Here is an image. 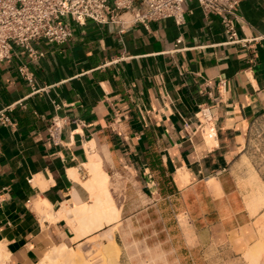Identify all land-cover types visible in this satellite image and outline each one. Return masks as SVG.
Here are the masks:
<instances>
[{
	"label": "crops",
	"instance_id": "obj_1",
	"mask_svg": "<svg viewBox=\"0 0 264 264\" xmlns=\"http://www.w3.org/2000/svg\"><path fill=\"white\" fill-rule=\"evenodd\" d=\"M184 8L182 24L66 16L67 41L33 40L31 53L13 46L0 62V111L9 119H0L6 264H37L55 245L109 229L120 250L159 247L184 263L215 250L239 257L258 239L264 0L239 2L234 42L221 15L195 0ZM200 107L208 119L196 115ZM89 166L107 175L119 214L75 239L71 209L93 200Z\"/></svg>",
	"mask_w": 264,
	"mask_h": 264
},
{
	"label": "built area",
	"instance_id": "obj_2",
	"mask_svg": "<svg viewBox=\"0 0 264 264\" xmlns=\"http://www.w3.org/2000/svg\"><path fill=\"white\" fill-rule=\"evenodd\" d=\"M186 0H0V62L10 59L13 46L32 52L33 40L64 43L72 32L64 21L69 16L83 23L90 19L97 23H118L121 26L171 18L176 24L184 21ZM205 13L221 15L228 42L237 40L235 22L241 0H195ZM128 14L127 20L121 19ZM178 41V40H177ZM208 119V111L199 108L197 114ZM3 123L9 119L0 111ZM57 126L55 125L54 128ZM213 130H208V136Z\"/></svg>",
	"mask_w": 264,
	"mask_h": 264
},
{
	"label": "rangeland",
	"instance_id": "obj_3",
	"mask_svg": "<svg viewBox=\"0 0 264 264\" xmlns=\"http://www.w3.org/2000/svg\"><path fill=\"white\" fill-rule=\"evenodd\" d=\"M260 235L264 237V224L261 225L258 239L252 244L253 246L249 250H244L239 257L228 256L226 250H215L210 255H205L204 259H201V263H197L194 258L187 263L179 262L176 255H166L164 250H161L159 247L137 246L135 248L133 246L135 250H128L129 244L126 243L124 244L126 250H120L118 244L113 239L112 229L105 230L101 235H92L82 243L67 245V250L78 251L79 255H82L83 257H81L86 258L91 264L107 263L105 262L106 258L103 247L109 242H112L118 249V264H263L261 261L264 262V248L262 249L260 245L264 242V239H260ZM51 250L52 247L45 254H49ZM71 257L74 258L71 255L65 257L62 261L63 264H75L74 259L72 260ZM7 258V253H3L2 264H6Z\"/></svg>",
	"mask_w": 264,
	"mask_h": 264
},
{
	"label": "bare ground",
	"instance_id": "obj_4",
	"mask_svg": "<svg viewBox=\"0 0 264 264\" xmlns=\"http://www.w3.org/2000/svg\"><path fill=\"white\" fill-rule=\"evenodd\" d=\"M92 161V160H91ZM90 161V162H91ZM94 161V160H93ZM89 165V164H88ZM89 171L91 173V177L88 181L85 182L92 194V203L85 204L80 207H73L71 212L73 213V218L69 223H72L75 227L76 237H81L88 233H91L93 230L99 229L104 224H109L110 222L115 221L118 219L119 210L115 206L109 191H108V177L105 173L101 172L100 170L96 169L95 167L89 166ZM73 170V169H72ZM71 173V172H70ZM74 173V170H73ZM77 175L75 174L74 177ZM64 205V204H63ZM43 210V209H42ZM40 210V213L44 214V211ZM46 210V209H45ZM57 211V210H56ZM51 213V212H50ZM46 215L48 218H51V214ZM53 214V213H52ZM55 214V212H54ZM57 214V213H56ZM61 214L59 213V216ZM64 218L63 216H61ZM52 219V218H51ZM66 219V217H65ZM74 239V240H75ZM4 245L0 243V264H2V255L5 252L3 247ZM261 248H264V242L261 243ZM67 246L65 244H60L58 246H53L52 250L49 254L43 255L44 257L40 261L39 264H63V260L67 256H73L72 260L74 259L75 264H91L87 259L82 258L78 251H70L67 250ZM70 249V248H69ZM104 255H105V262L106 264H118L117 257H118V249L112 242L107 243L106 246L103 247ZM79 258V259H77ZM263 264L264 262L261 261ZM4 263V262H3Z\"/></svg>",
	"mask_w": 264,
	"mask_h": 264
}]
</instances>
